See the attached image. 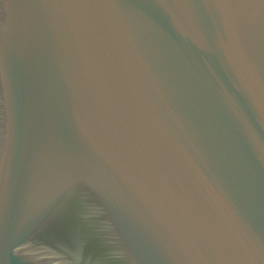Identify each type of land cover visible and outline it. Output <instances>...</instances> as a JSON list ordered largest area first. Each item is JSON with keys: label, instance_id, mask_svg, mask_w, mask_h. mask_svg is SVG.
Wrapping results in <instances>:
<instances>
[{"label": "water", "instance_id": "1", "mask_svg": "<svg viewBox=\"0 0 264 264\" xmlns=\"http://www.w3.org/2000/svg\"><path fill=\"white\" fill-rule=\"evenodd\" d=\"M0 264H264V0H0Z\"/></svg>", "mask_w": 264, "mask_h": 264}]
</instances>
